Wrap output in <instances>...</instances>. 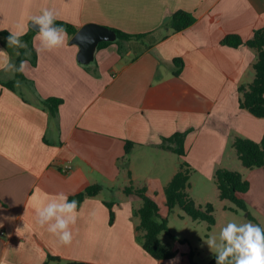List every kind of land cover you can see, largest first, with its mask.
I'll use <instances>...</instances> for the list:
<instances>
[{
  "label": "crops",
  "instance_id": "1",
  "mask_svg": "<svg viewBox=\"0 0 264 264\" xmlns=\"http://www.w3.org/2000/svg\"><path fill=\"white\" fill-rule=\"evenodd\" d=\"M45 8L78 31L101 26L146 37L101 49L97 42L85 63L74 36L41 51L36 32V62L30 50L24 79L4 67L18 51L0 39V264H190L185 251L158 261L143 249L134 216L143 201L124 189L147 188L166 217L164 188L182 162L190 183L201 174L216 184L217 170L238 172L236 138L262 141L264 118L240 108L238 91L254 81L258 53L221 41H247L264 28V0H0V31L25 35ZM181 10L196 22L174 32L169 21ZM49 98L63 101L58 121L41 105ZM184 132L185 157L162 148L163 138ZM93 185L103 189L77 208L70 245L35 222L48 197ZM106 202L114 204L112 225Z\"/></svg>",
  "mask_w": 264,
  "mask_h": 264
},
{
  "label": "trees",
  "instance_id": "2",
  "mask_svg": "<svg viewBox=\"0 0 264 264\" xmlns=\"http://www.w3.org/2000/svg\"><path fill=\"white\" fill-rule=\"evenodd\" d=\"M196 17L186 11H177L171 16L169 21V27L174 32H182L194 25ZM56 25H62L69 36H74L78 29L68 23L55 21ZM116 35L118 41H130L132 39L141 40L146 35H130L117 29L107 28ZM36 31L32 28L23 35L20 39L27 45L26 48H17V55L15 56L14 63L19 68L22 60H28V53L30 50L33 54L32 62H36V55L32 46V40ZM10 33L7 31H0V39L6 41ZM110 42H100L98 48H104L108 46ZM222 45H226L233 48H238L242 45H246L250 48H254L258 53V60L254 65L255 79L251 84L242 85L238 91L242 95L239 101L241 109L247 110L250 114L257 118H264V28L254 31L251 39L244 41L238 35H228L222 41ZM121 52V51H120ZM174 63L179 64L180 67L183 63L180 59H175ZM180 70L175 74L179 75ZM18 79H24L22 72L16 71ZM12 87V84H9ZM63 103L61 99L49 98L41 102V105L46 109L50 115V119L58 121L59 107ZM187 132L176 133L169 138H163L162 148L168 149L179 155L180 157L186 156L185 151V139ZM132 142H127L125 146L126 154H129L133 148ZM237 156L242 165L247 169L264 168V137L260 143L254 142L245 138H236L233 144ZM191 168L186 161L182 162L179 167V171L174 175L172 180L164 188V194L166 197V209L168 214L174 213L176 208H180L188 217L193 221L206 222L208 229L210 230L215 225L214 209L212 205L208 204L205 208L196 205V202L189 196L188 189L191 187L190 177ZM215 182L219 191V198L222 201H229L235 204L238 208L244 209L245 204L241 195L246 194L249 191V183L242 178V175L235 171L227 169H219L215 173ZM101 185H93L86 188L79 194L69 197V200H77L78 207L87 197H95L102 191ZM124 193L127 195H137L142 201L143 205L140 209L134 211V216L138 217L140 222L136 227L138 232L137 241L141 244L143 249L150 254L154 259L158 261H167L175 258L178 254L177 251H173L168 244H165L160 236L162 234H168V220L166 217L160 215V207L157 202L148 195L147 188L136 189L133 185H130L124 189ZM110 211V224L115 221V213L113 211V203H105ZM193 253H191V257ZM53 257H49V260H53ZM191 264H197L190 258ZM48 264V263H46ZM70 264H87V263H70ZM209 264H216L214 258Z\"/></svg>",
  "mask_w": 264,
  "mask_h": 264
},
{
  "label": "clouds",
  "instance_id": "3",
  "mask_svg": "<svg viewBox=\"0 0 264 264\" xmlns=\"http://www.w3.org/2000/svg\"><path fill=\"white\" fill-rule=\"evenodd\" d=\"M56 19L54 10L48 8L43 9L40 15L31 17L34 26H38L37 35L41 42V51H51L66 42L67 30L62 25H56ZM21 35L10 32L7 38L8 47L26 48L27 45L20 39ZM85 40L92 42L90 38L81 37V41ZM26 63L22 60L17 68L8 61L4 67L7 70L23 72ZM77 208V200H69L68 195L63 192L56 193L36 208L35 222L41 227H46L61 244L70 245L73 241L71 226L76 224L79 215ZM2 226L0 224V227ZM205 243L215 255L216 264H264V227L250 221L243 224L229 222L220 230L218 237L212 235Z\"/></svg>",
  "mask_w": 264,
  "mask_h": 264
},
{
  "label": "rangeland",
  "instance_id": "4",
  "mask_svg": "<svg viewBox=\"0 0 264 264\" xmlns=\"http://www.w3.org/2000/svg\"><path fill=\"white\" fill-rule=\"evenodd\" d=\"M237 165L238 173L249 183V191L242 198L245 208L240 209L231 202L220 200L214 181L201 174H194L191 178L189 195L203 208L208 204L212 205L216 223L209 230L206 222L194 223L191 219H187L188 216L180 208L172 214L163 210L168 220L171 237L168 234H162L161 238L171 244L172 250L185 251L189 260L191 258L197 264H209L215 255L205 240L212 235L218 237L220 230L227 223L243 224L250 221L264 227V168L246 170L240 162ZM217 243H220L219 240ZM191 253H193L192 257Z\"/></svg>",
  "mask_w": 264,
  "mask_h": 264
},
{
  "label": "water",
  "instance_id": "5",
  "mask_svg": "<svg viewBox=\"0 0 264 264\" xmlns=\"http://www.w3.org/2000/svg\"><path fill=\"white\" fill-rule=\"evenodd\" d=\"M30 28H32L34 31H38V26H34L33 22L30 23ZM81 37L84 38H90L91 43L85 41H81ZM116 40V35L107 29L106 27H85L83 29H80L75 35H74V42L82 48V57L81 60L85 63H88L91 61V57L89 56L92 47H94L95 43L97 42H112ZM98 43V45H99ZM97 45V46H98Z\"/></svg>",
  "mask_w": 264,
  "mask_h": 264
},
{
  "label": "built area",
  "instance_id": "6",
  "mask_svg": "<svg viewBox=\"0 0 264 264\" xmlns=\"http://www.w3.org/2000/svg\"><path fill=\"white\" fill-rule=\"evenodd\" d=\"M68 169H69L68 167H67V168H65V169H64V172H67V171H68ZM0 234H1V235H3L4 233H3V232H1Z\"/></svg>",
  "mask_w": 264,
  "mask_h": 264
}]
</instances>
